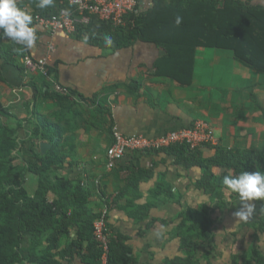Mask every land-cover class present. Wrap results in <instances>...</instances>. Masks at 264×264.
I'll list each match as a JSON object with an SVG mask.
<instances>
[{
    "label": "crops",
    "instance_id": "obj_1",
    "mask_svg": "<svg viewBox=\"0 0 264 264\" xmlns=\"http://www.w3.org/2000/svg\"><path fill=\"white\" fill-rule=\"evenodd\" d=\"M61 3L62 0H55L54 6L40 9L37 0H17L30 14H51ZM137 4L145 10L153 6L154 0H137ZM162 4L167 7L171 0H163ZM34 29L38 39L27 50V56L33 60L47 57L51 78L66 87L68 94L51 96L48 82L39 73L26 70L22 59L18 65H12L0 55L1 120L14 126L16 121L32 120L35 111L58 124L65 152L77 155L68 159L57 174L70 181L79 179L83 173L96 176L111 200L125 189V180L131 176L137 186L129 197L137 206L151 200L160 182L170 186L177 202L151 209L143 221H136L122 210L125 199L108 210L107 228L113 236L125 238L133 264H175L177 259H183L186 239L181 232H188L189 215L201 205L209 208L207 218L211 225L206 231L207 240L198 241L195 247L196 264H255L253 251L264 258V202H254L256 209L249 220L237 221L233 213L240 205L234 193L224 189V204L216 207V200L196 185L202 176L201 169L185 168L165 153L140 155L137 168L150 172L149 175L137 173L130 164L131 154L108 172L105 151L112 138L108 126L101 123L106 110L112 130L124 136L156 138L201 120L214 128L216 146L262 152L264 77L236 62L230 51L198 48L191 64V83L180 85L157 75L156 63L166 52L152 43L134 42L125 48L109 50L83 37ZM163 65L174 71L173 63L165 61ZM19 140H25L24 129L19 130ZM201 152L206 158L212 156L211 148H202ZM21 155L23 161L26 156L23 152ZM22 161L16 163L23 164ZM24 188L33 195L36 181L32 176H27ZM89 207L96 214L103 209L97 191H91ZM157 232L161 235L157 236ZM70 237L75 238L74 230ZM63 263L83 264L79 256Z\"/></svg>",
    "mask_w": 264,
    "mask_h": 264
},
{
    "label": "trees",
    "instance_id": "obj_2",
    "mask_svg": "<svg viewBox=\"0 0 264 264\" xmlns=\"http://www.w3.org/2000/svg\"><path fill=\"white\" fill-rule=\"evenodd\" d=\"M162 1L154 0L153 6L145 10L138 6L119 28L90 16L87 23L77 26L74 36L87 38L86 41L93 45L109 50L125 48L134 42L152 43L166 52L156 63L157 75L180 85L191 83V64L198 48L230 51L236 62L264 77L263 5H253L249 0H171L166 7ZM17 5L23 9L22 5ZM62 8L69 9L63 0L51 14H31L32 27L35 28V16L50 17ZM177 15L182 17L179 26L175 24ZM106 36L112 38L110 47L105 46ZM5 38L0 36V55L8 63L18 65L19 60L27 56V50L19 51L21 45L7 42ZM165 61L174 64V71L165 69ZM51 96L56 97L55 94ZM93 105L104 109L96 103ZM1 117L0 106V264H64L74 256H79L83 264H99L100 250L93 237V224L99 213L89 207L91 191L99 193L102 207L108 210L125 199L122 210L136 221L146 219L153 208L177 202L170 186L163 181L153 190L147 204L137 206L129 197L137 186L134 176L125 180V189L112 200L100 187L96 176H87L85 186L81 185L82 176L75 181L60 177L57 171L77 155L65 152L62 147L64 138L60 126L35 111L32 120L16 121L14 126L3 123ZM101 123L108 126L112 138L113 124L106 110ZM21 129L25 131L22 141L19 140ZM40 143L50 146L44 154L39 150ZM208 148L212 150L209 158L203 156L201 149L190 150L186 145H175L154 153L170 155L176 164L185 168L199 167L202 176L196 185L216 200L215 206L219 208L224 204L222 191L226 189L222 184L223 177L244 171L264 172V151H240L221 146ZM22 152L26 156L23 161ZM142 153H128L131 154L130 164L139 175H149L150 172L137 168ZM19 160L23 164H17ZM28 175L36 181L32 196L24 188ZM208 209L201 205L189 215L191 226L188 232H181L186 239L185 257L177 259L175 264H196L193 253L197 242L209 237L206 233L211 225ZM184 224L188 226L186 222ZM72 230L75 231L73 239L70 237ZM180 230H183L182 226ZM129 253L125 238L111 239L108 264H133ZM253 254L255 264H264V258L258 252L253 251Z\"/></svg>",
    "mask_w": 264,
    "mask_h": 264
},
{
    "label": "built area",
    "instance_id": "obj_3",
    "mask_svg": "<svg viewBox=\"0 0 264 264\" xmlns=\"http://www.w3.org/2000/svg\"><path fill=\"white\" fill-rule=\"evenodd\" d=\"M69 9L62 8L50 17L35 16L34 25L44 31H61L74 35L80 24L88 22L94 16L101 22H108L114 28L125 25V18L137 10V0H66ZM68 10L67 15L65 10ZM7 42H13L7 37ZM16 45L18 43L13 42ZM23 64L26 70L37 72L50 85L53 94L66 96L68 89L51 78L48 71V58L33 60L25 56ZM175 145H186L190 150L213 147L217 145L214 128L207 122L197 120L187 128L165 133L160 137L124 136L112 131V144L105 151V169L111 172L123 157L132 152H155ZM82 186H85L87 175L82 174ZM108 209L103 207L93 224V237L100 250L99 264H108L109 244L116 238L107 228Z\"/></svg>",
    "mask_w": 264,
    "mask_h": 264
},
{
    "label": "clouds",
    "instance_id": "obj_4",
    "mask_svg": "<svg viewBox=\"0 0 264 264\" xmlns=\"http://www.w3.org/2000/svg\"><path fill=\"white\" fill-rule=\"evenodd\" d=\"M55 0H37L36 6L46 9L54 6ZM68 10H65L67 15ZM32 15L18 7L17 0H0V36L7 37L11 41L21 45L19 51H26L35 46L38 39L34 27H32ZM182 17H175V24L179 26ZM87 39V38H85ZM106 47L113 44L112 38H104ZM222 184L231 193L237 194L239 209L233 213L237 221H247L253 215L255 201L264 202V172H241L239 175H225ZM157 236L161 233L157 232Z\"/></svg>",
    "mask_w": 264,
    "mask_h": 264
},
{
    "label": "water",
    "instance_id": "obj_5",
    "mask_svg": "<svg viewBox=\"0 0 264 264\" xmlns=\"http://www.w3.org/2000/svg\"><path fill=\"white\" fill-rule=\"evenodd\" d=\"M252 4L253 5H263L264 6V0H253ZM49 147H50L49 144L41 143L39 145V149H40L41 154H44L49 149Z\"/></svg>",
    "mask_w": 264,
    "mask_h": 264
}]
</instances>
